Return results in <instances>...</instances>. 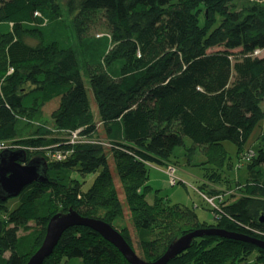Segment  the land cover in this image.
<instances>
[{
	"label": "trees",
	"instance_id": "1",
	"mask_svg": "<svg viewBox=\"0 0 264 264\" xmlns=\"http://www.w3.org/2000/svg\"><path fill=\"white\" fill-rule=\"evenodd\" d=\"M62 7L78 22L95 115ZM164 15L175 29L169 49L162 46ZM92 24L108 33L90 38ZM260 38L264 0H0V142L39 149L29 155L67 154L48 161L46 181L28 185L16 206L0 200V264H25L48 220L68 208L110 224L147 261L196 230L264 241V132L257 151L241 157L246 181L211 205L212 221L157 194L146 198L149 163L182 160L205 169L202 187L207 179L228 182L232 164L222 141L239 153L264 119V54L254 44ZM54 99L47 129L42 107ZM71 130L95 141L71 145ZM87 174L94 176L85 187L80 178ZM123 203L137 244L116 222ZM42 264L130 263L97 232L72 226ZM167 264H264V249L204 233Z\"/></svg>",
	"mask_w": 264,
	"mask_h": 264
},
{
	"label": "rangeland",
	"instance_id": "2",
	"mask_svg": "<svg viewBox=\"0 0 264 264\" xmlns=\"http://www.w3.org/2000/svg\"><path fill=\"white\" fill-rule=\"evenodd\" d=\"M238 3H242L246 0H235ZM250 1V0H247ZM62 18L65 22L66 28L68 30V36L70 40V47L75 54L79 69L82 73V76L86 85V92L89 97L92 112L95 115L96 108L94 105V101L92 100L91 91L89 89V83L87 81L88 77V66L86 61L84 60L81 52L80 41L77 36V26L78 22H73L72 17L66 11L64 7H62ZM78 20V19H77ZM79 21V20H78ZM161 23L165 26L164 32V40L162 41V46L164 49L172 48L174 46V37H175V29L172 27L170 19L167 15H164L161 18ZM88 35L90 38L100 36L103 33H108L106 27H103L101 24H92V27L89 28ZM29 43H33V40L28 39ZM256 47H259L261 50V55L264 54V38L258 39L255 43ZM59 105V101L54 99L52 101L47 102L43 105V115L42 122L45 123V127L48 129L53 125L52 116L54 111L57 109ZM260 106L264 109V99L260 103ZM97 130L102 133L101 125L97 124ZM264 132V119L260 120L252 129L248 137L243 143L242 150L237 153V148L235 144L231 141H222L223 148L227 151L231 162L232 167L228 168L226 172V178H228V182H224L222 177H220L219 181H212L207 179V183H204L205 186L202 187L200 182L203 180L205 169L199 168L194 165H190L182 160H179L174 166L172 175L178 179L175 184L170 183L169 174L163 170V164L153 163L154 166L147 167V176H148V185L149 187L146 190V198L148 201H151L154 194H157L164 199H166L170 204H178L183 207H188L195 210L200 220L204 221H212L214 217L213 211H211V204L209 201L200 193H205L207 196H214L219 193L222 195L220 200H225L229 195L224 194L225 192L231 191L234 192V187L236 182L244 184L247 177V163L241 158L243 154L254 153L257 151L259 147V139L260 134ZM66 136H69L68 134ZM262 141V140H261ZM264 146V143H263ZM94 174H87L84 178H80L86 186L91 184ZM207 189L209 193L204 190ZM118 195L120 200L123 201V194L119 189ZM17 197V196H16ZM13 197L8 199V205H15L18 201V198ZM16 206V205H15ZM14 206V207H15ZM123 217L121 219H117L116 222L121 225H127L128 230L132 236L133 243L137 244V236L136 232L131 225L128 208L123 203L122 205ZM137 254V253H136ZM8 255V253H6ZM138 255V254H137ZM250 259H253L251 257Z\"/></svg>",
	"mask_w": 264,
	"mask_h": 264
},
{
	"label": "water",
	"instance_id": "3",
	"mask_svg": "<svg viewBox=\"0 0 264 264\" xmlns=\"http://www.w3.org/2000/svg\"><path fill=\"white\" fill-rule=\"evenodd\" d=\"M46 170L47 163L41 156H34L27 160L26 151L23 149L0 151V200L4 201L7 198L18 196L33 181L45 182ZM72 226H84L97 232L110 242L130 264H167L170 259L190 247L194 238L204 233L251 242L264 249L263 240L245 237L221 228H212L192 231L173 239L159 258L147 261L139 257L123 236L110 224L101 219L82 216L73 208H68L67 211L58 212L48 220L40 246L25 264H42L52 254L64 230Z\"/></svg>",
	"mask_w": 264,
	"mask_h": 264
},
{
	"label": "clouds",
	"instance_id": "4",
	"mask_svg": "<svg viewBox=\"0 0 264 264\" xmlns=\"http://www.w3.org/2000/svg\"><path fill=\"white\" fill-rule=\"evenodd\" d=\"M169 49V48H168ZM86 86V85H85ZM43 110V109H42ZM71 132V134L70 133H68V135L69 136H67L68 137V141H69V143L72 145V144H80V143H92L93 141H95V139H94V137H89L88 135H81L80 133H79V130H71L70 131ZM73 132H76V134H77V142H74V143H72L71 142V138H72V133ZM0 144H3L4 146L2 147V148H0V151H2V150H4V149H11V150H18V149H23V150H25L26 151V155H27V160H29L31 157H34V156H41V157H43L44 159H45V161H46V163H47V168H48V161H50V160H52V161H62V160H64V158L67 156V154L64 152H61L62 154H63V157H61V158H56V157H53L52 155L53 154H55L56 152H58L57 150H54L53 152H52V154H50V152L51 151H46L45 150V152H44V154H28L27 152H28V150L27 149H29V151H31V152H33V151H36V150H39V149H37V148H33V147H29V148H25V147H19V146H11L12 145V143L11 142H9V141H1L0 142ZM148 166H154L153 165V163L152 164H147ZM164 167H163V170L164 171H166L168 174H169V176H170V183L171 184H175L177 181H178V179H176L173 175H172V172H173V170H174V168H176L173 164H166V165H163ZM47 171V170H46ZM173 180V181H172ZM30 185V184H29ZM28 186V185H27ZM26 186V187H27ZM25 187V188H26ZM24 188V189H25ZM23 189V190H24ZM22 190V191H23ZM21 191V192H22ZM208 201H209V203L211 204V205H216L215 204V201L217 200V199H221V197H222V195L221 194H219V193H217V194H215L214 196H207L205 193H202V192H200ZM83 216V215H82Z\"/></svg>",
	"mask_w": 264,
	"mask_h": 264
},
{
	"label": "built area",
	"instance_id": "5",
	"mask_svg": "<svg viewBox=\"0 0 264 264\" xmlns=\"http://www.w3.org/2000/svg\"><path fill=\"white\" fill-rule=\"evenodd\" d=\"M71 142L74 143V142H77V134L76 132H73L72 133V138H71ZM4 145L3 144H0V148H2ZM53 157H56V158H61L63 157V154L61 152H56L55 154L52 155ZM173 181V180H172Z\"/></svg>",
	"mask_w": 264,
	"mask_h": 264
},
{
	"label": "bare ground",
	"instance_id": "6",
	"mask_svg": "<svg viewBox=\"0 0 264 264\" xmlns=\"http://www.w3.org/2000/svg\"><path fill=\"white\" fill-rule=\"evenodd\" d=\"M10 198H12V197H10ZM10 198H7L6 200H4V201H8V199H10Z\"/></svg>",
	"mask_w": 264,
	"mask_h": 264
}]
</instances>
